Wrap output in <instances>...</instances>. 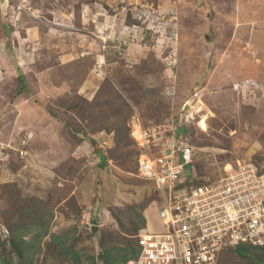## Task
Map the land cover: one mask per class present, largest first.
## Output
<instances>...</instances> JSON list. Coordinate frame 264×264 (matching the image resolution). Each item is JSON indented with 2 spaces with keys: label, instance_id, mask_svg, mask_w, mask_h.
Returning a JSON list of instances; mask_svg holds the SVG:
<instances>
[{
  "label": "rangeland",
  "instance_id": "rangeland-1",
  "mask_svg": "<svg viewBox=\"0 0 264 264\" xmlns=\"http://www.w3.org/2000/svg\"><path fill=\"white\" fill-rule=\"evenodd\" d=\"M67 1L0 0V264H19L9 224L33 243V264H73L59 236L91 264L101 237L118 245L161 228L156 187L138 172L134 117L158 133L154 154L187 138L199 175L215 179L248 161L264 166V0H170L169 9L158 5L164 0H120L126 23L143 35L119 41L109 61L104 53L87 61L99 80L93 96L68 82L60 63L43 61V16L77 17L98 0ZM135 42L148 50L130 62ZM218 264L259 262L230 250Z\"/></svg>",
  "mask_w": 264,
  "mask_h": 264
},
{
  "label": "built area",
  "instance_id": "built-area-1",
  "mask_svg": "<svg viewBox=\"0 0 264 264\" xmlns=\"http://www.w3.org/2000/svg\"><path fill=\"white\" fill-rule=\"evenodd\" d=\"M163 27L168 30L167 22ZM103 60L99 56V69ZM175 63L170 58L167 66ZM175 90L171 86L167 93ZM132 123L141 147L138 172L156 187L161 228L138 233L140 251L128 264H218L223 250L238 244L264 247V166L248 161L215 179L199 175L194 147L182 134L154 154L158 133L137 117Z\"/></svg>",
  "mask_w": 264,
  "mask_h": 264
},
{
  "label": "crops",
  "instance_id": "crops-1",
  "mask_svg": "<svg viewBox=\"0 0 264 264\" xmlns=\"http://www.w3.org/2000/svg\"><path fill=\"white\" fill-rule=\"evenodd\" d=\"M128 1L135 5H148V3H145L146 0ZM66 2L69 1L66 0ZM164 2V5H161V3L158 5L164 9L167 6L166 9H169L171 1L164 0ZM120 6V0H98L94 4H83L80 8V15L77 17L72 12L66 15L59 10L57 11L60 14L56 11L57 14L54 13L56 16H53L52 20L43 16V22L46 25V27H43V61H54L63 66L78 60L95 61L99 53H104L109 61V56L113 55L111 50H115V46L119 41L124 38L129 39V36H131V39H135L138 34L143 35V32L140 31L133 33L138 26L126 23L125 16L127 13L125 14ZM130 11L132 18L136 20L135 13L132 10ZM122 28L124 29L122 30ZM141 29L144 31L143 27ZM118 31H120V35L117 34ZM128 50L131 52H128L127 61L137 62L142 55L146 54L148 49L139 42H135L129 45ZM104 69H107V65ZM95 70V68L90 67L88 76L81 83V93L94 95L93 92L99 83L94 75ZM66 84L68 83H58L55 86L62 85L65 87ZM82 88L86 90L82 92ZM148 227L154 229L151 228L152 226Z\"/></svg>",
  "mask_w": 264,
  "mask_h": 264
},
{
  "label": "trees",
  "instance_id": "trees-1",
  "mask_svg": "<svg viewBox=\"0 0 264 264\" xmlns=\"http://www.w3.org/2000/svg\"><path fill=\"white\" fill-rule=\"evenodd\" d=\"M91 65L87 62V60H78L74 61L68 65L61 66V70L63 71V75L69 80L68 82L72 83H81L84 81V79L88 76L89 69ZM83 74H85V77L82 79ZM21 83L22 85L26 84V79L21 74L20 75ZM66 82V81H64ZM115 86V85H114ZM112 89H116L113 86H111ZM21 93V90H19ZM51 115L56 118V114L52 113L51 110H49ZM145 218H143V225L145 226ZM143 226V227H144ZM9 230L11 232V235L8 239V242L10 243L11 251H13L16 255H18L19 258V264H33L32 256L31 254L27 253V247L33 246L32 242H29L25 236L24 233L21 232L22 229H17L16 225L9 224ZM136 232L134 234L137 233ZM37 238H42L41 236H46L48 234V231L45 230L43 235L41 232H36ZM56 238L57 236L54 235ZM58 242L61 245V248L63 250V254L66 258H69L73 264H81L82 258L79 254V252L76 251V248H74L72 245H66L64 242V239L59 236V239L57 238ZM5 242L1 240L0 237V244H4ZM99 247L101 248V253L97 256L92 257L91 264H128V261L132 258L137 257L140 251V246L138 244L137 236L136 240H123L122 243H119L116 245L115 243H109L107 242L105 237H101L99 239ZM234 251L239 257L241 258H248V257H254L259 264H264L263 258H257L254 256V253L261 252L264 253V247L260 246H253L250 244H238L237 246L233 248H228L223 250L221 255L225 251ZM1 264H14L12 260L8 258H3Z\"/></svg>",
  "mask_w": 264,
  "mask_h": 264
}]
</instances>
